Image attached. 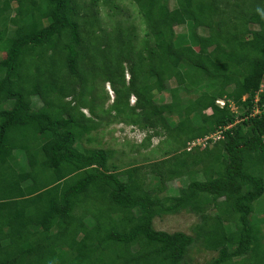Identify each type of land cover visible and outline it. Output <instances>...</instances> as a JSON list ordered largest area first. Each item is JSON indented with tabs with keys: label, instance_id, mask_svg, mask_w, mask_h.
<instances>
[{
	"label": "trees",
	"instance_id": "16d2710c",
	"mask_svg": "<svg viewBox=\"0 0 264 264\" xmlns=\"http://www.w3.org/2000/svg\"><path fill=\"white\" fill-rule=\"evenodd\" d=\"M131 1L141 39L102 28L99 0H0V264H190L195 244L208 264H264V0ZM172 79L184 90L158 104ZM101 113L162 129L167 155L119 168L86 145ZM183 211L193 233L155 228Z\"/></svg>",
	"mask_w": 264,
	"mask_h": 264
},
{
	"label": "rangeland",
	"instance_id": "374dc122",
	"mask_svg": "<svg viewBox=\"0 0 264 264\" xmlns=\"http://www.w3.org/2000/svg\"><path fill=\"white\" fill-rule=\"evenodd\" d=\"M103 2V0H99L98 5L101 15L100 19L102 28L109 31L115 21H123L128 25L133 24L135 26L136 34H138L139 39L144 36L146 26L142 21L141 13L138 10V7L131 0H114V2L119 5V8L112 5V10ZM169 5L173 8L175 6V0H169ZM175 29L177 31H181L184 29V26L176 25ZM128 76H130L129 72L126 74V79ZM174 86H177L180 91L184 90L183 86L176 85L175 80L172 79L165 91L155 95L156 102L158 104L169 102L171 100L169 94L170 88ZM201 88L203 90H209V86L207 85H202ZM98 90L101 96L98 99L99 105L102 104L104 105V108H108L114 99H112V94L114 92L113 86L106 82L105 84H100ZM243 98H245V96ZM135 100L136 96L132 95L130 97V104H135ZM232 108L234 110L235 106H232ZM82 110L85 114H90V110L88 108H83ZM208 111H210V109ZM100 115L102 117V124L97 130L92 132V143H87L86 145L96 147L102 146L113 149L115 151V155L111 162L115 163L119 168H124L131 164H143L154 160H160L167 155L162 153V150L165 148L164 142L169 139H167L168 136L162 129H159L161 132L160 135H155L151 139L147 140L145 139L147 132L139 128L137 125L121 119L113 120L111 114L101 113ZM170 120L171 124H175L177 117H170ZM215 136L216 134L213 135V138ZM20 153L19 157L22 159L23 153ZM262 173L264 175V166ZM187 181V177L168 181V189L166 192L168 194L177 193L178 188ZM257 205L264 209V193L256 201L255 207H257ZM212 212L214 213L215 210H212ZM260 212L264 213V210H261ZM198 220L199 218L196 214L183 211L180 214L156 217L154 220V226L157 229L168 230L170 232L183 230L187 233H193L191 228ZM214 255L215 252L205 249L200 244H195L187 254V259L190 264H208L210 258Z\"/></svg>",
	"mask_w": 264,
	"mask_h": 264
},
{
	"label": "built area",
	"instance_id": "2783aa9c",
	"mask_svg": "<svg viewBox=\"0 0 264 264\" xmlns=\"http://www.w3.org/2000/svg\"><path fill=\"white\" fill-rule=\"evenodd\" d=\"M220 103H224L223 101L219 100ZM263 109H264V104H263ZM256 111H258V109H256ZM219 137V135H217ZM209 136L205 137V138H197L191 142H189V146H194L196 144H202V145H205L206 143V139L208 138Z\"/></svg>",
	"mask_w": 264,
	"mask_h": 264
},
{
	"label": "clouds",
	"instance_id": "9594fccd",
	"mask_svg": "<svg viewBox=\"0 0 264 264\" xmlns=\"http://www.w3.org/2000/svg\"><path fill=\"white\" fill-rule=\"evenodd\" d=\"M127 74V73H126ZM127 79H129V76H128V78ZM114 98V92H113V94H112V99ZM219 100H221V101H223L222 99H219ZM219 100H217L218 102H219ZM136 101V100H135ZM135 101H134V103H135ZM224 102V101H223ZM220 103V102H219ZM223 104V103H222ZM221 104V105H222ZM256 109H258V111H256ZM262 110L264 111V109H263V107H262ZM259 111H261L258 107L257 108H255V113L256 112H259Z\"/></svg>",
	"mask_w": 264,
	"mask_h": 264
}]
</instances>
